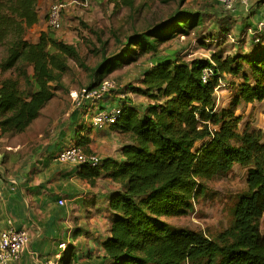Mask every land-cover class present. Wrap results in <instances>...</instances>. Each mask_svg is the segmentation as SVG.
I'll return each instance as SVG.
<instances>
[{"label":"trees","instance_id":"1","mask_svg":"<svg viewBox=\"0 0 264 264\" xmlns=\"http://www.w3.org/2000/svg\"><path fill=\"white\" fill-rule=\"evenodd\" d=\"M137 1L110 0L117 10H133ZM206 1L230 15L223 19L179 9L165 21L117 39L120 47L113 53L106 52L104 43L101 60L89 67L76 44L58 39L50 29L34 41L26 38L27 30L40 21L38 0H0V46L6 47L0 70L14 73L0 81L3 137L25 133L60 91L68 92L64 79L71 60L89 73L86 88L94 89L116 69L148 55L142 86H128L148 103L124 104L112 126L128 135L121 151L124 159L78 166V176L91 185L102 176L119 185L109 195L106 264H264V129L247 124L240 131L242 116L237 114L238 107L264 102V36L256 43L250 34L246 52L226 50L236 8ZM207 19H213L209 29ZM192 31L219 47L210 58L187 60L173 48L175 38ZM206 69L213 75L204 82ZM226 78L234 97L229 107L218 108L217 93ZM83 143L77 139L76 144ZM236 165L248 168V190L238 198L232 226L211 238L167 221L192 212L204 182Z\"/></svg>","mask_w":264,"mask_h":264},{"label":"crops","instance_id":"2","mask_svg":"<svg viewBox=\"0 0 264 264\" xmlns=\"http://www.w3.org/2000/svg\"><path fill=\"white\" fill-rule=\"evenodd\" d=\"M232 16L236 25L230 52H246L252 37L245 33L264 20V0H251L247 6L238 4ZM149 67L147 63L139 69L137 87L142 86L143 74ZM121 83L122 93L109 95L98 103L75 104L74 99L69 96L63 99L59 92L25 133L12 137L25 138L29 132L25 140L4 144L5 150L0 151V232L11 219L16 227L27 229L30 234L26 251L13 264H46L50 260L57 264H106L104 242L110 236L109 195L119 185L105 176L91 185L78 176V166L59 163L54 158L80 139L85 150L103 159H124L121 151L129 141L128 135L113 127L98 130L89 125L98 109L148 103L144 96ZM67 88L66 93L78 91ZM134 96L141 103L132 101ZM39 127L47 131L38 132ZM5 137L0 141H10ZM60 200L65 204L60 205ZM62 243H66L65 249L60 248Z\"/></svg>","mask_w":264,"mask_h":264},{"label":"rangeland","instance_id":"3","mask_svg":"<svg viewBox=\"0 0 264 264\" xmlns=\"http://www.w3.org/2000/svg\"><path fill=\"white\" fill-rule=\"evenodd\" d=\"M86 1L38 0L37 11L40 21L36 26L27 30L26 38L34 41L38 38L40 32L50 29L58 39L70 44H76L82 61L89 67H93L102 58L100 51L104 43H107L106 52L108 54L113 53L120 47L117 39L123 41L127 35L132 34L136 30H145L161 21H165L179 9L201 11L223 19L230 15V13H225L221 7L206 0H138L133 10L129 8L117 10L110 0H88V6ZM57 3L65 6L62 14L63 27L61 30L55 31L50 27L49 15L53 5ZM211 18H214V16ZM212 21L213 19L206 20V29L210 28ZM240 21L242 22L244 19ZM243 33L245 32L241 34ZM245 34L247 35L248 32ZM215 44L210 41L204 42V39H201L199 34H196V31H192L190 36H179L172 43L173 48L179 49L182 56L187 60L210 58L212 53L219 48ZM231 47L232 42L228 40L224 48L232 51ZM5 55L6 47L0 46V62ZM147 57L148 55H142L137 63L126 64L118 68L115 70L116 72L109 74L104 80L117 79L129 87H137L140 83L139 69H142V66L147 64ZM70 64L71 70L64 80L68 87L78 90L77 92L79 93L87 87L89 73L74 60H71ZM10 76H14V73L7 72L2 74L0 70V81ZM121 82L120 84H122ZM223 82L224 85L220 87L217 93L218 108L229 107L234 97L233 84L230 78H226ZM72 94L60 91L59 95L63 99L66 96L73 99ZM113 94L116 95L118 93ZM132 101L141 103L138 96H134ZM74 103L76 104L77 102L74 101ZM237 114L242 116L239 126L240 131H243L247 124L255 129H264V102L238 107ZM36 130L38 132L47 131L43 127L36 128ZM28 133L26 137L29 136ZM5 138H9L10 141H0V151L5 150L4 146L6 144H16L25 140L24 136L16 139H12L9 136ZM247 177L248 168L236 165L226 175L205 181L204 192L196 199L194 210L181 217L169 218L167 221L177 227H187L201 231L211 238L216 237L219 233L232 226L234 222L233 212L238 198L248 190ZM261 233L264 236V218L261 221Z\"/></svg>","mask_w":264,"mask_h":264},{"label":"built area","instance_id":"4","mask_svg":"<svg viewBox=\"0 0 264 264\" xmlns=\"http://www.w3.org/2000/svg\"><path fill=\"white\" fill-rule=\"evenodd\" d=\"M215 1L226 10H234L238 4L244 6L249 5L251 0H210ZM89 1H86L88 6ZM63 4H54L49 15L50 27L55 30H61L63 27ZM256 39V43L261 42L264 36V20L257 24L256 29L250 30ZM213 75L212 69H206L203 73V81L206 82ZM224 82H221V87ZM123 84L117 79H106L98 87L94 89H82L79 93L75 91L72 97L79 105L88 101L98 103L113 93H122ZM123 114V106L98 109L90 120V127L93 129L103 130L115 125ZM54 161L59 163H67L75 166L92 165L97 166L102 163L103 158L97 153H87L79 144H73L61 152H59ZM1 195V193H0ZM60 205H64V200L59 201ZM30 241V234L27 229L18 228L14 222L9 219L6 227L0 232V264H13L19 261ZM61 249L66 248V243L60 245ZM46 264H57L55 261H47Z\"/></svg>","mask_w":264,"mask_h":264}]
</instances>
